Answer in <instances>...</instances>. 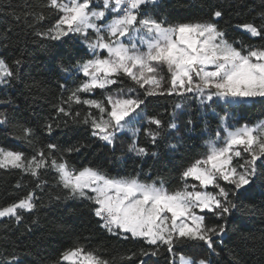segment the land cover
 Segmentation results:
<instances>
[{
  "label": "snow or ice",
  "instance_id": "6c2138e0",
  "mask_svg": "<svg viewBox=\"0 0 264 264\" xmlns=\"http://www.w3.org/2000/svg\"><path fill=\"white\" fill-rule=\"evenodd\" d=\"M44 7L57 14L46 30L37 29L28 19L43 24L48 19L43 11L25 13V23L36 36L54 42L46 46L51 61H58L60 70L78 81L71 89L67 79L60 85L68 94L55 106L56 112L71 117L75 124L86 125L91 136L107 146L115 148L120 134L130 132L133 139L128 153L140 158L158 155L138 143L139 132L142 130L153 147H158L167 130L178 131L176 110L184 105L176 103L165 123L160 116L147 113L149 98L180 97L212 112L220 102L227 107L264 106V45L230 41L220 27L221 10L210 11L208 19L172 23L164 15V0H46ZM259 17V24L236 27L264 40V11ZM81 46L87 53L81 54ZM22 64L20 58L10 63L0 56V86L9 87L18 80ZM124 77L132 85L112 91L113 85L125 82ZM97 89L108 90V94L103 99L82 95ZM3 103L11 102L0 100ZM72 104L86 106L87 111L82 114ZM220 121L222 131L217 130L206 152L182 170V186L175 190L163 180L142 179L141 173L112 175L103 167L70 166L63 153H78L87 145L64 149L49 142L37 147L33 128L16 124L4 113H0V125H14L18 131L11 133L12 138L28 144L34 154L29 157L24 151L0 146V170L30 175L41 190L47 184L42 177L54 171L56 184L62 189L57 200L87 202L100 229L121 240L141 243L138 251L121 259L135 257L138 264H159L152 258L167 253L168 264H216L212 259L213 254H219L216 238L223 240L233 224L243 228L244 216L255 212L264 216V120L239 127L231 125L227 115ZM67 123L63 121L64 126ZM141 124L148 127H137ZM187 124L195 121L190 118ZM60 127L53 118L44 123L43 130L52 136ZM169 147L175 149L176 145ZM16 187L22 185L17 182ZM257 195L261 197L259 205ZM38 199L35 191H29L0 207V220L20 222L23 212L33 213L39 207ZM184 248L207 254L186 255ZM234 261L240 264L238 259ZM7 264L22 262L13 256ZM52 264L115 262L77 241Z\"/></svg>",
  "mask_w": 264,
  "mask_h": 264
},
{
  "label": "trees",
  "instance_id": "16d2710c",
  "mask_svg": "<svg viewBox=\"0 0 264 264\" xmlns=\"http://www.w3.org/2000/svg\"><path fill=\"white\" fill-rule=\"evenodd\" d=\"M45 3L46 0H0V56L10 63L16 58L23 61L19 68V79L9 87H0V100L11 102L0 104V113L6 114L16 124L26 123L31 126L36 132L37 147L49 142L57 143L64 149L87 145L81 152L63 153L70 166L103 167L112 175L141 173L142 179L151 177L163 180L170 190H175L182 186V170L206 152L207 144L215 139L217 130L222 131L221 116L227 115L228 122L234 127L254 125L264 120V106L260 104L233 105L227 108L220 104L212 112L200 110L196 101H183L175 96L154 97L149 98L151 103L147 113L160 116L165 123L170 119L176 103L184 105L182 109L176 110L178 131L167 130L164 138L158 141V147H153L142 130L139 132L138 143L150 151L158 152L157 156L140 158L128 153L127 147L133 137L126 133L120 134L115 148L105 145L91 136V130L86 125L75 124L71 117H63L56 112L55 106L68 94L60 85L67 79V88L71 89L78 81L71 74L60 70L58 61H51L46 46L54 42L36 36L33 28L25 23L24 14L33 10L43 11L48 16L43 24L28 17L37 29L46 30L54 23L57 14L44 7ZM164 8V15L172 23L208 19L210 11L221 10L224 15L219 21L220 27L226 31L230 41L264 45V40L251 37L236 27L237 24L248 22L259 24V13L264 11V0H164ZM17 16L21 18L18 20ZM81 48L82 55L87 53L86 48ZM123 79L125 82L113 85L112 91L132 85L127 77ZM107 94L108 90L97 89L92 94L82 95L103 99ZM71 107L82 114L87 111V107L83 105L72 104ZM53 118L61 123V127L52 136H48L43 130L44 123ZM190 118L195 124H187ZM65 120L68 122L67 126L63 125ZM143 127L148 125L142 124L141 128ZM13 131L18 129L12 124L0 125V146L24 151L29 157L33 155L34 151L28 144L12 138ZM171 144H175L176 148H170ZM59 155L61 154L57 153ZM55 177L54 171L44 175L42 179L47 180V184L41 190L35 186V178L30 175L19 170H0V207L19 200L29 191H35L39 197V207L33 213L23 212L20 222L14 219L0 220V264H7L13 256H18L22 264H52L63 250L72 247L77 241L89 248L98 249L106 258L114 260L115 264H138L135 257L131 261L121 257L138 251L141 243L121 240L100 229L87 202L57 200L55 197L62 195V189L57 186ZM17 182L22 187L17 188ZM256 203H261L259 195ZM242 220L243 228L240 224H233L232 231L223 240L216 238V251L219 254L212 256L216 264H235L234 258L240 264H264V216L255 212L242 217ZM242 237L248 239L244 240ZM182 251L186 255L207 254L206 251L197 252L189 248ZM166 256L168 254L164 253L152 260L158 259L159 264H168Z\"/></svg>",
  "mask_w": 264,
  "mask_h": 264
},
{
  "label": "rangeland",
  "instance_id": "374dc122",
  "mask_svg": "<svg viewBox=\"0 0 264 264\" xmlns=\"http://www.w3.org/2000/svg\"><path fill=\"white\" fill-rule=\"evenodd\" d=\"M238 30H240V31H243V32H245L244 31V29L243 28H238ZM246 33V32H245ZM248 34V33H247ZM250 35V34H249ZM1 87V86H0ZM220 104L221 105H223V103L222 102H220ZM225 108H227V106H225V105H223ZM233 106V105H232ZM142 126V124L141 125H137V127H141ZM124 133H126V134H130L131 135V133L130 132H124ZM241 162H243V161H241ZM195 183V182H194Z\"/></svg>",
  "mask_w": 264,
  "mask_h": 264
}]
</instances>
